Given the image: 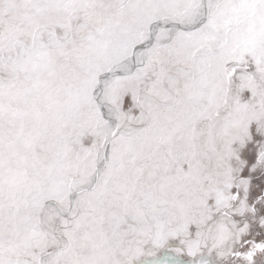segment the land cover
Wrapping results in <instances>:
<instances>
[{"label":"snow or ice","instance_id":"snow-or-ice-1","mask_svg":"<svg viewBox=\"0 0 264 264\" xmlns=\"http://www.w3.org/2000/svg\"><path fill=\"white\" fill-rule=\"evenodd\" d=\"M0 264H264V0H0Z\"/></svg>","mask_w":264,"mask_h":264}]
</instances>
